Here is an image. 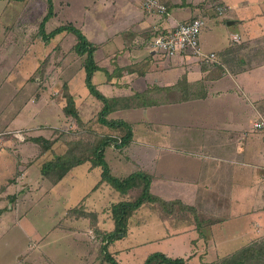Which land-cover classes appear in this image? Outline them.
Instances as JSON below:
<instances>
[{"label":"rangeland","instance_id":"obj_1","mask_svg":"<svg viewBox=\"0 0 264 264\" xmlns=\"http://www.w3.org/2000/svg\"><path fill=\"white\" fill-rule=\"evenodd\" d=\"M223 1L225 6H230L231 11L225 8L223 14L218 15L212 8L213 10H204V15L199 17L205 23L199 36L203 44V52L217 53L219 60L229 70L264 67V0ZM165 3L163 4L168 8ZM248 3L251 4L248 9L243 8ZM110 6H112V0H52V16L44 24V33L49 34L54 29L71 23L76 29L82 27L83 32L80 28L78 30L87 41L98 46L92 41L101 40L99 28L106 30L105 34H107L111 32L110 27L114 26L117 20V16L115 20L112 16L113 12L109 11ZM244 9L247 11L244 12ZM47 11L46 0H24L23 2L0 0V119L6 120L14 112L16 113V106L19 105L16 103L30 95V92H27L32 89V85L35 91H40L41 94L47 86L48 100L54 103V107H52L53 114L48 115L45 120L53 126L48 125L47 129L51 131L57 143L49 151L46 159L52 161L56 157H63L71 164L74 161L83 160L88 146L104 137L103 132L100 130L98 132L103 125L97 118L103 105L90 94L86 87L84 58L79 57L74 51L77 43L76 35L62 32L46 43L41 34H38L40 23ZM172 14L180 23L193 18L189 17L190 12L183 7L174 6ZM234 21L235 25L228 28L227 23ZM230 35L239 36V42L231 43ZM93 59L96 67L100 69L95 52ZM33 71L40 73L34 75ZM262 72L252 74L245 84H249L250 91L255 88L254 91L264 97V72ZM7 73L10 75L7 76ZM93 77L94 75H92L91 83L95 86ZM97 77L101 80L104 78L103 74ZM71 78H74L72 82H70ZM68 81L71 87L70 92L67 86ZM64 87L67 95L73 98L77 114L81 115L83 112L84 120H81L80 126L72 118L65 117L63 112L60 113L62 109L59 111L62 105L58 102L62 99L63 106L66 103L63 98L66 95ZM17 90L20 92H16ZM30 102L13 121L14 128L32 121L35 109L32 105L34 103ZM248 106L251 111H255L256 108L261 110L260 116L264 120V98L259 103ZM37 119L39 118L35 120ZM3 123L4 121L0 125ZM254 124L255 122L252 125L253 130ZM261 131L263 132L261 134H264V129ZM23 132H26L21 131L25 137ZM117 135L119 133L113 131L109 136L116 138ZM1 137L7 136L1 134ZM132 140L133 136L130 144L122 149L113 147L115 150H112L111 146L104 152L110 174L117 179L126 178L136 172L149 175L145 170L149 173L153 172L152 163L142 157L147 147L140 146L139 142L135 143ZM18 141L29 142L27 138ZM261 143L264 148V142ZM182 146L185 148L189 145L186 141L182 143ZM31 147L24 145L21 153L26 154L32 150ZM2 153L5 156V165L0 171V185H2L0 189L4 187L3 190H5L6 184L11 182L12 178L19 179L28 186L25 189L13 188L0 195V264H110L107 261L108 255L119 264H143L147 256L153 253L179 258L186 251V247L182 248L184 235L162 239L170 232L169 225L172 227L177 223L190 228L195 223L196 227L201 225V229L203 227L206 229V224L211 222L198 214L195 209L190 211L184 208L191 207L189 205L177 204L167 207V205L161 206L148 202L131 213L126 222L124 238L108 244V235L115 231V223L112 219L113 207L119 203L134 202L139 190H132L129 193L130 190L125 194L117 192L106 182H99L100 168L90 172L85 171L89 165L87 163L79 165L78 168L74 166L72 174L66 176L61 182H57V186L54 187L47 178L42 180V173L36 165L27 171L16 170L11 176L15 156L8 154L7 151ZM98 171H100L99 179L96 178ZM149 176L150 194L163 202H168L154 195L156 188L152 183V176ZM94 186L95 189L100 186L107 188L91 193ZM3 196L4 198L1 199ZM85 196L88 198H85L78 207L77 203ZM8 199L16 201L12 204ZM10 207H12L11 210ZM73 207H75L73 211L69 212L68 209ZM67 210L68 216H65ZM83 212L85 216L82 215ZM106 216L112 222L104 220L102 222L106 223L102 225L101 219H106ZM167 223L170 224L165 226ZM172 231H175L174 227ZM233 253L222 251L218 261Z\"/></svg>","mask_w":264,"mask_h":264},{"label":"crops","instance_id":"obj_2","mask_svg":"<svg viewBox=\"0 0 264 264\" xmlns=\"http://www.w3.org/2000/svg\"><path fill=\"white\" fill-rule=\"evenodd\" d=\"M144 1L112 0L109 11L113 12L115 20L117 16L115 25L107 34L103 28L97 29L101 40L92 41L98 45L95 57L100 67V71L93 74V81L101 95L113 99L109 108L114 110L107 119L128 122L132 128V141L147 147L142 157L152 163L153 172H145L152 176L156 188L154 195L164 201L189 205L211 221L206 224V229H201L199 223V226L194 223L190 228L175 223L172 225L175 231H172L169 225L171 230L162 239L184 235L182 248L186 247V251L179 258H188V264H210L220 259L222 251L232 253L252 242L264 241V148L261 143L264 142V134L261 130L252 129L253 123L261 118V110L248 109V105H255L264 97L256 93L255 88L250 91L249 84H245L255 72H264V67L229 70L217 53H214L217 59L211 64L202 63L192 56L165 58L156 54L150 46L151 33L167 31L180 23L172 14L174 6L187 9L189 17L193 18L202 17L208 9L226 8L231 11V8L225 6L223 0H159L168 6V14L159 15L144 11ZM249 5L245 4L243 8L248 9ZM234 37L239 42L237 35H230V42H234ZM199 46L203 52L201 40ZM33 73L38 75L35 71ZM101 74L103 80L97 77ZM70 82L67 83L69 92ZM47 90L46 86L41 94L32 85L27 92L30 95L16 103L19 104L16 113L12 112L6 120L0 119V124L4 121L0 125V134L7 136L1 137L0 171L5 165L3 151L15 156L11 176L16 170L27 171L34 165L40 170L42 164L49 161L46 158L52 148L41 153L40 146L32 142L36 138L54 140L47 129L51 124L45 120L53 114L54 107V103L48 100ZM30 101L35 109L32 121L14 128L13 121ZM58 104L62 105L61 111L62 99ZM61 116L64 119L63 114ZM83 116V112L79 114L82 121ZM37 117L39 119L35 120ZM99 130L108 132L105 127ZM21 131L26 132H23L25 137ZM16 132H20L21 139L15 137ZM26 138L27 143L18 141ZM186 141L189 146L184 148L182 143ZM24 145L32 146V150L22 154ZM87 166L85 171L99 170V167ZM73 171L74 167L63 179ZM99 176L100 171L96 178ZM41 178L47 180L42 175ZM27 186V183L12 178L5 190L4 187L0 189V195L10 189H25ZM51 186H57V183ZM95 186L91 193L107 188L100 186L95 189ZM85 198L88 196L79 200L78 207ZM8 201L13 204L16 200ZM68 210L65 216H68ZM108 218L101 219L102 225L109 220L112 222ZM104 220L105 223L102 222Z\"/></svg>","mask_w":264,"mask_h":264},{"label":"trees","instance_id":"obj_3","mask_svg":"<svg viewBox=\"0 0 264 264\" xmlns=\"http://www.w3.org/2000/svg\"><path fill=\"white\" fill-rule=\"evenodd\" d=\"M7 1L23 2L24 0ZM46 3L48 5V11L46 16L40 23L38 34H41V37L45 42H48L50 39L54 38L56 35L61 34L62 32L73 33L76 35L77 43L74 47V51L79 57L84 58L83 68L85 69L86 73L85 84L90 94L103 105L102 110L100 111L97 118L100 121L101 125H103V127H105L108 132L103 133V138H99L97 141L88 146V151L83 156V160L74 161V163L70 164L68 163V160L64 159L63 157H56L54 160L47 161L46 163L42 164L40 172L42 173V176L47 178L51 182V184L54 185L62 180L64 176L69 172V170H71L74 166L88 163L91 167H99L101 169V179L99 181L100 183L106 182L117 192H120L122 194H125L130 190H139L138 197L134 200V202L119 203L113 207L112 219L115 223V231L108 235L109 244L111 242L124 238L127 219L130 217L132 212L139 209L144 203H157L161 206L167 205V207L182 204L178 202H163L158 198L152 196L149 191L150 176L145 173L136 172L123 179H117L110 174L109 167L105 162L104 152L106 148L111 146L115 147L116 149H122L125 146H128L131 142L130 140L132 137L131 126L123 122L122 120H107L108 114L114 110L113 109L111 111V109L109 108L110 103L113 102V99L105 98L96 90L95 86L91 83L93 73L96 71H100V69L97 68L94 64L93 59V54L96 51L97 46L89 43L84 35L71 23L64 27H58L49 34L44 33V24L52 16V0H46ZM190 20L186 22H189ZM165 33L166 31L162 30L153 31L150 36L151 40L160 35H164ZM35 73L40 72L36 71ZM63 98L66 102L62 108L64 116L72 118L73 120H75L76 124L80 126L82 124L81 119L77 114V111L74 109L73 98L67 95V90L66 95ZM113 131H117L119 133L116 138H112V136H109ZM32 142L40 146L41 153L48 152L55 143L54 140L49 141L43 138L32 139ZM74 208H71L69 212L73 211ZM184 208H187L190 211H194V208L191 207ZM83 213L82 215L85 216V212ZM187 260L188 258H173L167 256L166 254L153 253L147 256L143 264H186ZM107 261L110 264H119L109 255L107 256ZM210 264H264V241L258 240L256 242H252L246 247H243L242 249L234 252L232 255L222 259L221 261L213 262Z\"/></svg>","mask_w":264,"mask_h":264},{"label":"built area","instance_id":"obj_4","mask_svg":"<svg viewBox=\"0 0 264 264\" xmlns=\"http://www.w3.org/2000/svg\"><path fill=\"white\" fill-rule=\"evenodd\" d=\"M144 11L148 13H156L159 15H167L168 11L165 5L159 0H145L143 3ZM225 8H218V15H222ZM204 20L195 18L189 22L179 23L175 27L166 31L164 35H160L151 40V49L153 52L161 54L165 58H173L175 56H192L198 58L202 63L211 64L215 61V54H204L199 46V36L204 28ZM234 42H238L237 37L233 38ZM264 129V120L260 118L254 124V130ZM17 139H21L19 132L14 133ZM1 139V134H0Z\"/></svg>","mask_w":264,"mask_h":264},{"label":"water","instance_id":"obj_5","mask_svg":"<svg viewBox=\"0 0 264 264\" xmlns=\"http://www.w3.org/2000/svg\"><path fill=\"white\" fill-rule=\"evenodd\" d=\"M232 25H233V22H228V23H227V26H228V27H231Z\"/></svg>","mask_w":264,"mask_h":264}]
</instances>
